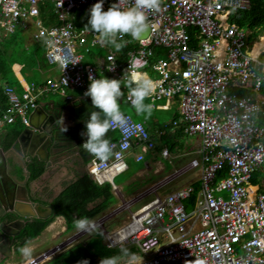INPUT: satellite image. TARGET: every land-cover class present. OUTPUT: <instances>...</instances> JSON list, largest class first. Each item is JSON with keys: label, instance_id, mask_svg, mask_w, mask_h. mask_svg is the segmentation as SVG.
<instances>
[{"label": "built area", "instance_id": "obj_1", "mask_svg": "<svg viewBox=\"0 0 264 264\" xmlns=\"http://www.w3.org/2000/svg\"><path fill=\"white\" fill-rule=\"evenodd\" d=\"M45 1L0 0V37L37 18ZM50 1L60 23L43 25L35 19L33 36L44 39L45 58L59 73L41 85L26 84L21 93L4 85L8 104L0 113V129L17 118L28 125L44 91L76 86L85 93L89 77L99 79V71L123 77L131 61L138 62V74L137 68L150 66L154 76L143 72L156 86L150 103L176 97L179 118L173 124L183 133L199 135V145L185 152L193 154L185 165L154 183L153 195L131 209L120 225L103 229L107 245L135 243L143 264H264V120L257 121L264 117V46L253 53L259 35L250 41L249 29L230 20L231 13L248 7L250 0H162L161 10L149 15L151 26L137 39V47L127 51V58L120 61L109 49L100 68L85 62L81 49L104 43L70 18L73 8L91 9L99 0ZM114 3L128 8L134 0H104L103 8ZM124 97L131 105L127 92ZM123 112L130 127L127 132L117 129L119 136L110 140L113 154L104 161L91 156L87 162L96 181L112 186L113 176L128 168L132 148L140 149L135 159L141 160L144 151L156 146L146 125ZM161 156L175 155L164 146ZM192 169L198 170L197 189L189 181L157 191ZM54 250L41 251L25 264H40Z\"/></svg>", "mask_w": 264, "mask_h": 264}, {"label": "crops", "instance_id": "obj_2", "mask_svg": "<svg viewBox=\"0 0 264 264\" xmlns=\"http://www.w3.org/2000/svg\"><path fill=\"white\" fill-rule=\"evenodd\" d=\"M46 2L51 1L46 0L43 4H45ZM51 6L50 8L59 19L57 13L54 10L52 2ZM70 18L72 19V16H70ZM35 19L40 20L43 25L60 23V19L58 23L53 22L52 18L50 17L48 8L45 7L43 8V10H41L40 6V12L37 18L35 17L34 19H28L25 25H20L21 28H25L27 24L31 22L33 24V30L31 31V33L27 34L24 37V45L21 44V46L19 47L20 50L18 52H15L16 48L13 45L18 42L14 38V36H11V34H7L0 37V44L10 46L9 50L13 51V54L11 56L13 58V61H11L10 67L15 77L19 81V85L15 83L12 84L5 78L0 77V86L2 87V89L4 85L8 84L11 85L17 93H21L24 90V86L26 84H34L38 86L44 83L46 78L56 77L59 73L58 66L47 61L44 55V51L42 53H39L37 51V49L39 50V45L44 47L45 50V41L43 38L36 39L33 36V33L37 28ZM77 27L90 28L89 26ZM133 41L137 43V39H133ZM101 49H104L105 52L100 53L99 50ZM109 49L115 52L116 57L120 61H123L127 58V51L130 48L117 52L111 45H90L88 50H85L84 48L81 49L83 52V60L85 62L94 63L98 66V68H100V65L105 63L106 61L105 57ZM24 51L26 52L24 53ZM137 70L139 71V75L142 76H146V74L143 73L144 71L150 77L156 74L151 70L150 66L144 68L139 67L137 68ZM99 74L101 77L106 76L110 79L123 78L108 75L105 71H99ZM122 90L125 93L127 92V89L123 88V86ZM261 90L264 91V84ZM253 95L255 96L256 93H253ZM119 102L121 110L130 113L134 119L140 120L146 125V128L150 132L152 139L156 142V146L152 150L144 151V157L141 160L135 159V154L137 152H140V149H131L127 157V161L129 164L131 162V165L128 166V168L124 171L113 176V182L115 186H112L109 181H104L111 184L112 191L116 197V201L108 208H106L103 212L93 216L92 218H89L90 222L92 220H95L97 216H100L101 214L105 213V211H108L111 207L116 205L118 203L119 195L133 197L134 195H136V193H138L139 190H141L140 187L147 185V183H150V187H152V185L157 182L154 181L151 184L150 179H154L156 177V179L154 180H157L159 177L171 173L173 169L185 165L189 157L193 155L187 154L185 152L193 150L199 145V135H189L183 133L180 127L173 124V120L179 118L178 100L176 97L169 100L165 98L157 100L156 104L153 105V111L150 117L146 115H138L132 108V106L125 100V97H122ZM145 103H150L149 98L145 101ZM38 104H41L44 109L53 114L54 118L56 119V124H52L51 132L49 134L50 137H55V143H48L46 145V152L40 150L41 148L32 149L33 154L30 156L29 160H27L28 157H23L22 153L19 150L20 145L18 142L15 143V146H13L16 138L7 147L3 146L2 143H0L2 152L0 153V175L3 177L12 176L13 179L18 183L24 184L27 188V193L30 194L32 199L40 201L42 203H51L53 197L59 194L65 188V186H67L70 182L76 180L83 173H88L87 162L89 160H86V157H88V152L82 147L83 143L87 139V136L82 135V133H86L85 122L90 118L91 112L98 111V109L93 108L91 97L85 96L82 88L76 86H67L63 91H44L38 96ZM101 118H103L102 114ZM42 120H39V124H41ZM263 120L264 117L258 116L257 121L262 122ZM9 126V123L2 125L0 129L1 139L5 137L6 130ZM24 126L26 125L24 124ZM64 127H67L66 132L62 131ZM158 130H162V133L159 134ZM116 131L118 132L119 136V131ZM164 146H167L171 153L175 155L173 158L165 159L161 156V148ZM36 151H39L42 156L47 158L46 160L49 161V165L45 166L46 161L42 160L44 161L43 172L35 178H30V173L27 174L26 170H28V163L32 159L37 158ZM26 156H28V154ZM160 157H162L164 161H162ZM23 159H25V163ZM139 161H141L140 166L137 165ZM187 173H190L191 175L189 178L186 177ZM183 175V177H186L188 179L187 182L190 181L193 183L196 180L198 181L197 169L187 170L185 173H183ZM6 181L8 182V185L11 186L8 181V177L6 178ZM177 184L180 183H178V181L176 180L169 182L168 184H165L163 186L165 188L169 187L167 189L169 190ZM152 195L146 196L144 198V201L149 199V197H151ZM144 201L141 202L143 203ZM141 202L139 203V205L141 204ZM21 208L23 211L28 212L45 210V208L42 207H38L36 209L35 205L28 201H24V205H22ZM110 215L112 214H109V216ZM120 218L117 219L119 220ZM111 219L112 217L108 218L105 221V226H107L105 227L106 229H113L122 223L119 221L118 223H113L111 222ZM65 229V218L62 215L55 216V218L42 230V232L38 236L31 239L33 240V244L23 246L31 250L30 254L25 255L20 252L18 255H16L13 250L10 255L6 257V261L4 260L2 264H25L29 257L34 256L41 251L56 248V246H58V248H56L52 253V256H54L55 254L60 253L62 250L68 248L76 242L85 241L92 233L99 231L95 230L91 233H84L77 231L75 227L69 231H65ZM101 233L103 241L107 245L104 234L103 232ZM124 244L132 251L137 252L142 256V253L135 245V243L124 242ZM38 245H40L41 247L37 248L34 251V247H37ZM115 246L120 247V244L113 245L112 247ZM57 249L58 251H56ZM107 256L108 255H105V257ZM46 260H48V258ZM46 260H44L40 264H43Z\"/></svg>", "mask_w": 264, "mask_h": 264}, {"label": "clouds", "instance_id": "obj_3", "mask_svg": "<svg viewBox=\"0 0 264 264\" xmlns=\"http://www.w3.org/2000/svg\"><path fill=\"white\" fill-rule=\"evenodd\" d=\"M103 3L104 0H99L91 7L87 25L91 31L98 34L102 43L111 45L119 52L126 46V42L123 41L124 36L139 39L149 29L151 26L149 15L161 10L162 0H134L132 6L128 8L114 3L106 11ZM137 63V61L129 62L122 79H110L106 76L99 79L89 77L91 83L84 95L91 97L92 106L98 111H92L86 121V133L82 135H86L87 139L82 147L101 161L107 160L113 154V145L106 138L108 132L117 129L127 132L130 127L129 118L121 110L119 102L125 95L122 86L127 89V98L138 115L150 117L152 114L153 105L145 101L155 93L156 86L147 76L139 75L135 71ZM62 67L64 71L67 64H63ZM114 67L115 63L108 67V70L112 71ZM62 131L66 132L67 127ZM89 224L88 218L74 220L75 228L79 232L87 233ZM97 234L102 235V233ZM30 251L27 247L20 249L25 255L30 254ZM80 264H88V261H82ZM99 264H143V256L120 242L119 252L102 258Z\"/></svg>", "mask_w": 264, "mask_h": 264}, {"label": "trees", "instance_id": "obj_4", "mask_svg": "<svg viewBox=\"0 0 264 264\" xmlns=\"http://www.w3.org/2000/svg\"><path fill=\"white\" fill-rule=\"evenodd\" d=\"M48 6V7H47ZM51 2H46L41 5V10L47 7L50 17L53 22L58 23L59 19L50 8ZM52 7V6H51ZM105 11L108 10L104 9ZM71 16L76 26H88V19L90 18V9L83 7L73 8ZM231 20L249 29L247 36L250 41L255 39L258 33L264 29V0H250V5L246 9H237L231 16ZM264 32V30L262 31ZM261 34V33H260ZM119 40V39H118ZM123 41L126 46L122 50L136 47L137 43L133 41L132 37L124 36ZM264 45V41L259 44ZM10 46L0 44V77L5 78L10 83L19 85L18 79L15 77L11 70L10 63L13 61L11 57L13 51L9 50ZM39 53L44 51V47L39 45ZM36 51V52H37ZM15 52H18L16 49ZM26 51H24L25 53ZM7 106V97L0 86V113ZM86 123V122H85ZM4 138H0V143L7 147L17 137L22 130L24 124L17 118L14 122L9 123ZM118 137V132L109 131L107 139L112 140ZM92 156L88 153L86 160H90ZM131 165L128 163V166ZM141 165V161L137 163ZM28 170L30 178L39 176L44 170V161L37 158L32 159L28 163ZM123 174V173H122ZM194 187L197 189L199 182H193ZM195 193L192 194V197ZM192 200V198H191ZM190 199L187 200L191 201ZM116 201V197L112 191V186L109 182L98 183L94 180L89 173H83L76 180L70 182L65 188L53 197L51 204L53 206V213L46 218H26L24 226L21 228L16 241L13 245V250L16 255L20 253V249L28 243L31 239L38 236L42 230L55 218L57 215H62L65 218L66 229L69 231L75 227L74 220L78 218H92L93 216L103 212L111 204ZM190 206V205H189ZM111 222L118 223V219L112 217ZM101 233L97 231L92 233L85 241H79L62 250L60 253L55 254L50 259L46 260L43 264H80V262L87 260L88 264H99V261L105 255L112 256L119 252V247H112L105 244ZM161 264H179L178 261L163 262Z\"/></svg>", "mask_w": 264, "mask_h": 264}, {"label": "water", "instance_id": "obj_5", "mask_svg": "<svg viewBox=\"0 0 264 264\" xmlns=\"http://www.w3.org/2000/svg\"><path fill=\"white\" fill-rule=\"evenodd\" d=\"M147 31L143 35H145ZM39 118L41 120L43 119L41 124H39ZM52 124H56L54 115L45 110L41 104H37L29 114V124L24 126L19 132L13 146L18 142L20 145L19 150L24 158L28 157L27 160H29L30 156L33 154L32 149L41 148L40 150L46 152V145L48 143H55V137L49 136ZM0 153H2L1 148ZM26 153L28 156H26ZM36 155L38 159L46 161L45 166L49 165V161L46 160L47 158L42 156L39 151H36ZM23 161L25 163V159H23ZM26 172L28 174L29 170H26ZM7 177L11 186H9L6 181ZM24 201L32 203L35 205L36 209L42 207L45 208V210H38L36 212L23 211L21 207L24 205ZM1 204L0 217L6 213H12L18 217L9 222L0 220V264L13 251L11 237L20 232V229L26 222V218H46L53 213V206L51 203H42L32 199L30 194L27 193L26 186L15 181L12 176L3 177L0 175V205ZM50 258L51 257L48 259Z\"/></svg>", "mask_w": 264, "mask_h": 264}, {"label": "rangeland", "instance_id": "obj_6", "mask_svg": "<svg viewBox=\"0 0 264 264\" xmlns=\"http://www.w3.org/2000/svg\"><path fill=\"white\" fill-rule=\"evenodd\" d=\"M48 7V6H47ZM33 30V24L30 22L29 24H27V26L25 28H21L20 26L17 27L16 31L11 34V36H14V38L18 41L16 44H13L14 47L19 51V47L21 46V44L24 45V37L31 33V31ZM24 31V32H23ZM264 32H261V34H263ZM96 51V50H95ZM100 53L105 52L104 49L99 50ZM160 159L162 161H164V159H162V157H160ZM184 175L181 174L180 176L175 178V181L177 180L178 183H185L187 182V178H189L191 175L190 173H187L186 177H183ZM164 178V175L162 177H159L157 180L156 177L154 179H150V182L152 184V182L157 181V183H160V181H162ZM169 182H166L165 184H168ZM164 185V184H163ZM163 185L157 187V191L162 192L164 190H167L169 187L165 188ZM153 187H150V183H147V185L140 187L141 190L138 191V193H136V195H134L133 197H126V196H122L119 195L118 198V203L116 205H114L113 207H111L108 211H105V213L101 214L100 216H97V218L95 220H92L89 224V228H88V232L87 233H91L92 231L95 230H99L100 232H103V229L107 226H105V221L108 218L111 217H116V218H120L118 221L119 222H123V220L126 218V216L129 214L131 209H134L136 206L139 205V203L141 201H144V198L146 196H150L153 193V188L155 186V184L152 185ZM150 198V197H149ZM147 199V198H146ZM142 203V202H141ZM138 204V205H137ZM109 214H112L109 216ZM123 217V218H122ZM85 233V232H84ZM42 235V234H41ZM40 235V236H41ZM33 240L29 241L28 243H26L25 245H29V244H33L32 243ZM24 246V245H23ZM41 247L40 245H38L37 247H34V251ZM23 248V247H22ZM56 249V248H55ZM58 251V249L56 250ZM20 258H21V254H20ZM7 258H5L6 261ZM4 262V261H3ZM2 262V263H3ZM1 263V264H2Z\"/></svg>", "mask_w": 264, "mask_h": 264}, {"label": "flooded vegetation", "instance_id": "obj_7", "mask_svg": "<svg viewBox=\"0 0 264 264\" xmlns=\"http://www.w3.org/2000/svg\"><path fill=\"white\" fill-rule=\"evenodd\" d=\"M0 206H2V205H0ZM18 216L17 215H14V214H12V213H6V214H4L3 216H1L0 217V220H3V221H12V220H14V219H16ZM28 218H33V217H28ZM21 230V229H20ZM19 234V233H18ZM17 234V235H18ZM16 236V235H15ZM15 236H13V237H11V245L13 246L14 245V242L16 241V237ZM13 250V249H12ZM1 255V254H0Z\"/></svg>", "mask_w": 264, "mask_h": 264}, {"label": "bare ground", "instance_id": "obj_8", "mask_svg": "<svg viewBox=\"0 0 264 264\" xmlns=\"http://www.w3.org/2000/svg\"><path fill=\"white\" fill-rule=\"evenodd\" d=\"M264 41V33L259 35L258 40L256 41V43L253 46L252 52L255 53L257 52L258 48L260 47V43H262ZM264 46V45H263Z\"/></svg>", "mask_w": 264, "mask_h": 264}]
</instances>
